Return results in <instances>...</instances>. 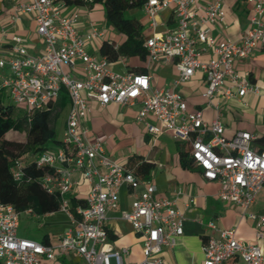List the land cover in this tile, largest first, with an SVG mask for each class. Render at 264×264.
I'll use <instances>...</instances> for the list:
<instances>
[{
    "label": "built area",
    "instance_id": "built-area-1",
    "mask_svg": "<svg viewBox=\"0 0 264 264\" xmlns=\"http://www.w3.org/2000/svg\"><path fill=\"white\" fill-rule=\"evenodd\" d=\"M252 9L251 27L239 41L216 43L210 27L224 22L222 0L209 4L199 13L195 0H145L141 9L149 18L152 34L145 39L148 65L174 64L178 70L175 86L189 82L197 72L206 81L205 98L242 99L259 93V87L239 75L235 62L249 58L259 46L264 48V0H247ZM94 0H26L18 4L16 17L26 15L36 25L44 41L40 56L29 53L24 39L12 38L8 50L0 46V93L28 115L45 110L65 93L69 113L62 146L47 150L36 158L39 167L52 172L43 178V187L62 200V212L69 224L55 244H45L18 236L21 214L0 202V264H42L58 256L74 254L87 264H127L129 249L111 244L109 217L120 209V193L127 188L133 200L122 217L142 237L143 260L138 264H165L160 258L165 248H174L184 235V214L176 202L156 199V186L142 179L124 164L111 160L104 143L92 139L86 126L90 103L139 106L137 121L152 116L158 126L147 124L154 136L172 134L190 145L193 164L203 178L219 186L217 198L240 209L242 216L256 221V241L236 238V229H219L214 221L205 224L204 264H224L240 258L245 264H264L259 241L264 239V215L251 211L264 189V147L255 148L257 135L239 131L225 135L220 105L217 117L207 122L202 109L189 111L181 93L152 90L147 73L120 74L108 58L101 56L100 44L107 41V29L98 21L83 19L79 9ZM170 10L176 20L174 30L157 32L163 11ZM15 17V18H16ZM14 20V19H13ZM118 49V44H116ZM212 56L203 60L205 53ZM118 62L126 63L120 56ZM18 162L14 177H22ZM79 174L87 184L85 206L72 210L70 196L78 187ZM29 213V212H28Z\"/></svg>",
    "mask_w": 264,
    "mask_h": 264
},
{
    "label": "crops",
    "instance_id": "crops-1",
    "mask_svg": "<svg viewBox=\"0 0 264 264\" xmlns=\"http://www.w3.org/2000/svg\"><path fill=\"white\" fill-rule=\"evenodd\" d=\"M25 1L0 0V46L8 50L12 38L18 36L24 39L31 55L40 56L44 50V41L36 33L35 22L26 15L16 17L18 4ZM195 1L197 11L203 13L209 4L216 0ZM222 4L226 13L225 21L209 26L210 34L217 44L223 41H239L251 27V6L247 0H222ZM145 18L141 22L146 24L145 34L149 37L152 30L149 27V18L146 14ZM159 22L157 32L174 30L177 27L176 20L170 10L161 13ZM120 41L121 36L119 35V38L114 42L119 44ZM101 46L102 44H100V48ZM211 56L212 53L208 51L203 56V60L208 61ZM112 68L120 74H150L153 91L171 90L181 93L187 102L188 110L202 109L205 120L209 123L218 115L214 106L220 105L227 137H232L239 131H248L259 138L258 142L254 143V147L259 149L264 147V48L261 46L257 47L249 58L235 62V68L239 75L259 87V93L249 92L240 100H225L222 97H217L211 106H208V100L204 96L206 81L202 72H197L186 84L175 86L178 70L174 64L148 65V59L146 62H142L139 58L134 57L127 58L125 64L117 62L112 65ZM138 111V105L110 104L101 106L96 101H92L85 124L90 130L91 138L99 139L104 143L107 155L111 160L125 165L131 158H140L153 164V169L147 175L146 180L156 186L154 197L175 201L176 207L184 214V235L177 240V245L174 248H165L161 252L160 258L164 263L204 264L203 243L207 235L205 224L210 221H214L222 230L236 229L238 240L255 242L256 221L243 217L240 209L233 204L221 202L217 198L219 186L206 181L201 170L193 162L189 168L183 167L180 152H190V145L178 141L170 133L159 136L150 134L147 124L158 126V122L152 116L148 117L145 123L138 122L136 119ZM68 113L69 104L59 117L56 126L62 122V127L65 128ZM75 179L79 181V185L70 196L71 207H73L72 199L85 200L89 188L79 174L75 175ZM132 200L129 190L123 188L120 193V209L108 214L109 229L116 236L115 240H111L112 246L118 250L128 248L130 251L125 262L138 264L144 258L142 237L137 235L131 224L122 217L123 212L130 209ZM251 211L264 215V189L258 194ZM57 213L45 216L28 214L40 219ZM68 224L69 218L68 222L62 225L58 231L49 232L39 239L31 240L44 243L47 236L49 242L55 244ZM18 236L25 238L19 234V229ZM259 245L264 256V239L259 241ZM82 262L85 261L74 254L58 256L55 261L42 260V264H82ZM224 264L245 263L240 258H235Z\"/></svg>",
    "mask_w": 264,
    "mask_h": 264
},
{
    "label": "trees",
    "instance_id": "trees-1",
    "mask_svg": "<svg viewBox=\"0 0 264 264\" xmlns=\"http://www.w3.org/2000/svg\"><path fill=\"white\" fill-rule=\"evenodd\" d=\"M145 0H94V4L105 6V17L109 27L117 31L121 41L116 49V42L107 40L100 48L101 56L116 64L120 56L139 58L142 62L148 59V50L145 48L146 24L136 18L126 16L127 12L141 9ZM144 72V71H142ZM7 96L0 93V202L9 204L22 215L28 213L33 216H45L62 210L63 200L54 193L51 194L43 187V178L52 170L49 167H39L36 161L38 155L49 150L48 144L62 146V141L56 137V123L69 104L65 93L47 109L36 111L28 115L22 108L12 103L5 104ZM13 131L25 133L26 142L11 141L5 134ZM264 140V138H263ZM188 144V143H187ZM183 167L192 164L189 151H181ZM18 162H22V177L16 180L14 169ZM125 167L142 179H146L153 164L140 158H131ZM73 207L85 206L84 200L72 199ZM110 239L116 236L110 232ZM45 244H50L46 236Z\"/></svg>",
    "mask_w": 264,
    "mask_h": 264
},
{
    "label": "rangeland",
    "instance_id": "rangeland-1",
    "mask_svg": "<svg viewBox=\"0 0 264 264\" xmlns=\"http://www.w3.org/2000/svg\"><path fill=\"white\" fill-rule=\"evenodd\" d=\"M83 19L87 21L93 20L98 21L102 24L103 27L107 29V40L114 41L119 38V34L117 31L113 30L111 27L107 25L106 17H105V6L100 3L91 4L86 8L81 7L79 9ZM129 18H136L137 20L143 21L145 20V12L142 9H138L137 11L127 12L126 14ZM11 102L9 99L5 101L6 105H9ZM56 129V137L57 140L63 141L64 137V129L62 127V122H59L58 125L55 127ZM5 138L11 141L17 142H26V135L25 133H17L10 131L5 134ZM55 145L53 143L48 144V148L50 150H55ZM68 222V218L64 213H57L48 218H36L30 216L28 213H24L21 215L20 220V228L19 234L28 239H39L44 234L49 232H56L62 225ZM82 264H87L82 262Z\"/></svg>",
    "mask_w": 264,
    "mask_h": 264
}]
</instances>
